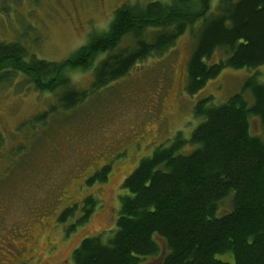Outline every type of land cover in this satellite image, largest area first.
<instances>
[{
	"label": "trees",
	"instance_id": "16d2710c",
	"mask_svg": "<svg viewBox=\"0 0 264 264\" xmlns=\"http://www.w3.org/2000/svg\"><path fill=\"white\" fill-rule=\"evenodd\" d=\"M213 1L124 4L107 31L59 63L28 58L21 44L0 42V87L19 75L38 92L58 94V105L35 118L47 123L51 115L73 112L113 87L148 59L164 57L198 24L188 63L189 96L225 70L264 66V0H216L218 13L211 15ZM219 52L223 57L211 63ZM88 70L94 72L91 89L72 88V74ZM211 101L195 105L194 117L202 122L189 139L179 132L170 146L141 160L121 185L111 236L84 238L73 264H143L153 257H162L161 264H264V136L252 132L253 120L264 131V83L251 76L228 102ZM110 171L104 165L85 184L106 183ZM228 199L230 209L221 214ZM98 204L87 196L66 206L59 222L71 223L67 236L89 222Z\"/></svg>",
	"mask_w": 264,
	"mask_h": 264
},
{
	"label": "rangeland",
	"instance_id": "374dc122",
	"mask_svg": "<svg viewBox=\"0 0 264 264\" xmlns=\"http://www.w3.org/2000/svg\"><path fill=\"white\" fill-rule=\"evenodd\" d=\"M169 1L0 0V42L21 44L28 58L59 63L107 31L122 5ZM217 3L211 15L218 13ZM198 30L199 24L164 57L148 59L113 87L73 112L51 115L47 123L35 118L58 105V94L38 92L19 75L0 87V264H73L72 254L84 238L111 236L124 194L121 185L141 160L161 145L170 146L179 132L190 138L202 122L193 112L199 101L211 98L212 105L220 106L241 93L251 76L264 83V66L225 70L189 96L188 63ZM221 57L217 53L211 63ZM71 78L72 88L89 91L94 72H76ZM252 132L264 136L256 120ZM108 164L106 183L85 184ZM87 196L99 201L97 212L67 236L71 223H60V215ZM229 203H223L221 214ZM161 261L153 257L143 264Z\"/></svg>",
	"mask_w": 264,
	"mask_h": 264
}]
</instances>
